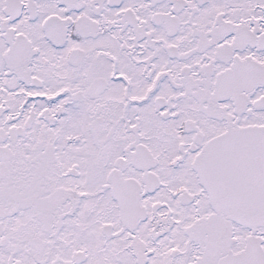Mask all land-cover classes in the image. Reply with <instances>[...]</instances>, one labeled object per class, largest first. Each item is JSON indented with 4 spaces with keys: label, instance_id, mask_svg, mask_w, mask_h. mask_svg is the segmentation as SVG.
Listing matches in <instances>:
<instances>
[{
    "label": "snow or ice",
    "instance_id": "1",
    "mask_svg": "<svg viewBox=\"0 0 264 264\" xmlns=\"http://www.w3.org/2000/svg\"><path fill=\"white\" fill-rule=\"evenodd\" d=\"M0 264H264V0H0Z\"/></svg>",
    "mask_w": 264,
    "mask_h": 264
}]
</instances>
